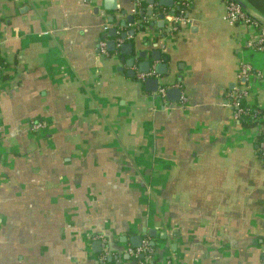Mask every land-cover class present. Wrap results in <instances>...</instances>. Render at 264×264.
Wrapping results in <instances>:
<instances>
[{
  "label": "crops",
  "instance_id": "0c3cea01",
  "mask_svg": "<svg viewBox=\"0 0 264 264\" xmlns=\"http://www.w3.org/2000/svg\"><path fill=\"white\" fill-rule=\"evenodd\" d=\"M154 4L158 19L145 0L138 22L132 0L111 12L101 0H0V264H103L92 249L101 238L108 263L144 264L126 252L135 236L169 264H264L259 132L226 100L245 88L243 104L264 109L255 31L226 23L224 0H187L183 13ZM103 38L115 43L108 56ZM118 40L145 52L139 61L159 51V84L180 100L147 92L137 68L119 71L129 57ZM243 65L251 74L239 78Z\"/></svg>",
  "mask_w": 264,
  "mask_h": 264
},
{
  "label": "built area",
  "instance_id": "2783aa9c",
  "mask_svg": "<svg viewBox=\"0 0 264 264\" xmlns=\"http://www.w3.org/2000/svg\"><path fill=\"white\" fill-rule=\"evenodd\" d=\"M144 1L145 0H132L133 2V9H132V15L139 20L138 22L144 20ZM156 1V0H154ZM225 5V14H224V20L229 25H235L237 23H244L254 29V35L252 38V45L260 52L264 54V27L260 25V22L250 13L247 12L243 7L236 1V0H224ZM174 6H177L180 8V12H184L185 8L187 7V0H174ZM152 8V12L154 14L151 16V22H153L155 19H158V13L157 11L158 6L154 3L152 6H149ZM156 12V14H155ZM183 24L181 18H176L175 22L170 25L168 28L163 29L164 33H174L177 32L179 27ZM103 32H107V28L103 29ZM121 41H116V45L119 46ZM98 51L103 56H108L109 53L107 51V42L105 38L103 40L99 41L98 44ZM249 74H251V67L249 65H243L240 68L239 71V78H246ZM152 73L150 74H139L137 77L138 82H144L148 77H150ZM248 96V90L245 88H233L231 91H229L226 94V100L227 105L231 108L233 112L234 118L239 121L242 117H248L251 119L252 123H257L256 129L259 132V136H262V140L257 145V154L260 161L264 164V114H261V111H256L254 113L251 112V108L245 104H243V100ZM260 109V108H259ZM264 110V109H262ZM44 125L42 123L38 122H32L30 123V129L32 131H38L40 129H43ZM100 241L102 242L101 246V252L99 260L101 263H105L107 260V257L109 255V250L107 247V240L105 238H101ZM126 252L134 259L138 260V258L142 255H145L144 264H169L168 262H163L160 260H157L152 253V250L150 249L149 243L146 239L141 241L139 248H131L127 247Z\"/></svg>",
  "mask_w": 264,
  "mask_h": 264
},
{
  "label": "water",
  "instance_id": "95a60500",
  "mask_svg": "<svg viewBox=\"0 0 264 264\" xmlns=\"http://www.w3.org/2000/svg\"><path fill=\"white\" fill-rule=\"evenodd\" d=\"M102 1V8L105 12H111V11H116L117 8V2L118 0H101ZM246 11L248 10L246 5L242 3L239 0H236ZM146 2L150 5L154 3V0H146ZM159 6L165 7V8H173L174 7V0H158ZM175 9H179V7H175ZM98 11V9H96ZM150 11L148 14L151 15ZM122 14L125 15V12L122 11ZM173 16V13L171 14ZM159 19L161 21V27L164 26V18L162 15H159ZM112 20V19H111ZM168 20H171L168 19ZM110 21V20H109ZM127 21L128 23H132L133 18L131 16H127ZM136 35V32L131 31L128 34L122 33L119 35V38L123 41L127 39V36H130L131 38H134ZM116 36V29L115 28H110L107 31L106 37L112 38ZM115 48V43L113 41H107V49L109 51H113ZM120 53L124 56L129 57L126 62H125V67L120 68L119 71H123L125 68L128 69L127 75L129 77H134L135 76V71L134 68H137V72L139 74H150L152 72L153 75L157 76L158 78H148L146 79L144 83V89L149 92L156 94L158 91H163L164 92V98L171 103H176L177 101L180 100V97L182 96V93L179 88L171 87L163 90L165 88V84L161 83L159 84V78H166L167 77V66L166 64L163 63H157L160 60V52L155 51L152 52L150 55V60L147 61H139V60H144L146 59V53L145 52H140L137 55H135L134 51V46L132 44H123L120 45ZM153 63H157L153 67ZM142 232L147 234L149 237L154 238L156 229H142ZM161 238H165L164 234L160 235ZM126 240V239H124ZM132 242V247L133 248H139L140 247V242H141V237L135 236L134 238L130 239ZM151 247L154 246V242H150L149 244ZM93 252L95 253H100L101 252V245L100 242H95L92 245ZM142 258V256L140 257ZM110 260V259H109Z\"/></svg>",
  "mask_w": 264,
  "mask_h": 264
},
{
  "label": "trees",
  "instance_id": "16d2710c",
  "mask_svg": "<svg viewBox=\"0 0 264 264\" xmlns=\"http://www.w3.org/2000/svg\"><path fill=\"white\" fill-rule=\"evenodd\" d=\"M246 5L251 7L253 10H255L258 14H260L262 17H264V0H243ZM140 27L143 28V24H140ZM4 66V62L0 59V68ZM256 111H261V114H264V110L259 109L257 107H252L251 112L254 113ZM264 123V122H263ZM239 124L244 127V128H255L257 123H252L251 119L248 117H242L239 120ZM262 136H258L257 143L262 140ZM152 250V247H150ZM143 260L145 259V255H142ZM142 260V261H143ZM104 264H111L110 262L108 263L107 260L105 261Z\"/></svg>",
  "mask_w": 264,
  "mask_h": 264
}]
</instances>
